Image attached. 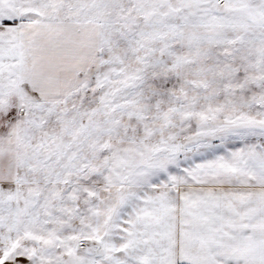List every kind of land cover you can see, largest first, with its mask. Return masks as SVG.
Instances as JSON below:
<instances>
[{"label": "snow or ice", "instance_id": "1", "mask_svg": "<svg viewBox=\"0 0 264 264\" xmlns=\"http://www.w3.org/2000/svg\"><path fill=\"white\" fill-rule=\"evenodd\" d=\"M0 264H264V0H0Z\"/></svg>", "mask_w": 264, "mask_h": 264}]
</instances>
